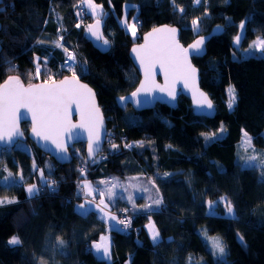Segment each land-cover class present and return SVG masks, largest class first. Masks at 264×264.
<instances>
[{
    "label": "trees",
    "instance_id": "1",
    "mask_svg": "<svg viewBox=\"0 0 264 264\" xmlns=\"http://www.w3.org/2000/svg\"><path fill=\"white\" fill-rule=\"evenodd\" d=\"M93 2L102 6L103 15L108 14L106 53L94 49L86 38L91 18L82 0H0V83L10 75L26 84L43 82L50 75L53 80L72 75L64 67L67 53L55 46L59 42L75 53L76 75L95 90L107 129L114 130L93 161L85 158L83 144L71 148L72 161L66 165L56 163L28 138L13 148H0V198L16 201L0 205V264H40L41 260L45 264H264V168L258 161L251 162L255 167L246 166L247 157L264 154V54L251 49L258 36L264 39V0H201L198 5L194 0H175V5L173 0ZM78 5L84 7L80 19L75 16ZM126 5L128 16L137 22L136 39L119 23ZM197 18L199 32L192 27ZM170 23L180 28L184 45L216 25L223 28L206 44L204 57L193 58L200 70V86L216 104L212 119L195 116L191 101L183 96L174 109L158 105L137 112L116 103L139 83L130 47L149 29ZM241 23L245 35L242 45L235 47ZM230 87L237 98L231 110ZM117 116L125 128H116ZM22 128L27 134L28 124ZM244 132L252 138L255 152L243 149ZM36 169L43 170L45 179L56 181L54 194L41 190L39 196L28 197L27 185L49 188ZM9 172L12 176L5 181ZM136 175L154 182L162 203L153 204L148 214L141 210V204H147L143 199L133 208L127 200L112 207L127 212L131 226L125 233L118 224L110 228L112 261L107 262L96 256L92 246L107 232L108 223L95 211L81 215L77 210L80 185L90 181L100 188L104 185L100 181L112 176ZM221 198L231 202L234 217L227 214ZM208 201L214 202L212 210L218 215H208ZM149 219L160 233L157 244L146 229ZM206 231L223 241L224 261H215L201 235ZM13 236L19 238V245L8 243Z\"/></svg>",
    "mask_w": 264,
    "mask_h": 264
},
{
    "label": "snow or ice",
    "instance_id": "2",
    "mask_svg": "<svg viewBox=\"0 0 264 264\" xmlns=\"http://www.w3.org/2000/svg\"><path fill=\"white\" fill-rule=\"evenodd\" d=\"M84 4L87 5L91 12L97 15V19L94 25H88V31L97 40L102 37L99 31L101 20L99 16L102 12V6L96 5L93 0H82ZM195 4H200L201 0H194ZM175 5V0H173ZM178 10L182 13L184 9L176 5ZM124 24L127 25L133 36H135L136 25L135 23L128 25L127 19L124 20ZM77 27L80 25L77 24ZM192 27L194 30L199 32V19L192 20ZM240 28H244V24L241 23ZM177 29L164 26L161 28H154L151 33L145 37V44L140 45L132 49L135 54L136 59L139 61L141 67L143 68L144 80L140 83V87L136 92L132 93V97L137 98L136 103L139 104V97L141 93L147 95L150 94L154 89H159L161 92H167L168 96L175 99V83L177 80L182 79L184 81L185 87L191 85L193 87L194 97L198 96L197 99L198 106H206L208 109L213 107L211 100L207 96L199 92V89L195 87V79L197 69L191 64L189 59L190 55H200L203 52V45L205 43V38L200 37L193 44L189 45L188 48H184L176 38ZM60 41L63 37L59 38ZM241 37L237 35L235 37V43L239 45ZM38 43H44V41H38ZM103 43L107 45L109 41L104 39ZM56 47H61L67 53V60L65 61V67L72 73L71 78L65 77L57 83L49 77V81H45L42 84H29L25 87L19 77H9L4 84L0 85V143L7 145H12L15 143L14 137H22L23 133L19 130L18 121L20 117V110H26V114H31L32 119V133L34 136L38 137L42 141H51L55 145V148L59 150L60 153H67V144L65 137L69 140L72 139L74 129H84L88 133V155L93 157L97 152L100 151V129L103 127V117L101 115L100 109L95 101V94L92 90L85 84L79 82V78L75 71V61L76 57L72 52H69L63 44L56 42ZM251 49L260 51L264 53V39H257L253 42ZM250 49V50H251ZM39 58H37L38 60ZM159 66L165 77L164 86H160L155 81V69ZM39 74V64H37V75ZM229 99L227 102L228 108L231 110L237 102L235 89L230 87L228 89ZM122 101L126 99L125 97L120 98ZM75 105L79 112L80 122L73 123L71 119L72 108ZM24 118H27L25 115ZM221 131H224L221 128ZM215 136H207V139H211ZM243 145L245 150L251 148L255 152V148L252 144V138L247 132L243 133ZM113 148L117 147L112 145ZM126 147H132V145H126ZM264 155V154H260ZM260 155H251L247 157L249 163L247 167H255L252 161H258L259 166L264 168V159L260 158ZM35 167V166H34ZM39 171L41 181L47 187H53L56 183L54 180H47L44 177L43 170L36 169ZM165 175H168L167 173ZM264 175V173H262ZM12 173L9 172L7 176L3 179L5 181L9 180ZM20 180H23V174L20 173ZM101 184H111L108 181H100ZM115 184H111L110 187L106 189L109 197L114 195L112 189ZM28 197L31 199L37 197L40 194V187L36 184L28 185L26 188ZM96 189L93 188L92 184L85 182L81 186V192L85 196V202L78 205V210L81 215H87L89 212L94 211L95 208H99L100 212H104L107 216L108 213L105 209L108 207L105 201L101 199L98 204L93 206L94 193ZM103 196L104 192H100ZM93 196V200H88L87 197ZM225 203L227 209V214L234 217V208L230 201H226L221 198ZM16 201L14 199H9L7 197L0 198V205L4 203L12 204ZM156 205L162 203V199H156L154 201ZM88 205V207H86ZM103 205V207H101ZM209 209L214 207V202L208 201ZM147 207H151L148 205ZM115 220V216L110 217ZM120 224H125L126 226L130 224V221L121 220ZM149 230L151 234V240L154 244L159 243L160 233L155 229L154 225H149ZM211 248L213 254L218 257H224L226 255L225 247L219 237H211ZM104 243L94 244L92 247L95 248L97 253L103 254V258H110V244L107 242V238L102 237ZM241 242L243 238L241 237ZM11 245H19L21 241L18 237L13 236L9 241ZM61 245L64 244L63 240H60ZM40 264H45L44 261H40Z\"/></svg>",
    "mask_w": 264,
    "mask_h": 264
},
{
    "label": "water",
    "instance_id": "3",
    "mask_svg": "<svg viewBox=\"0 0 264 264\" xmlns=\"http://www.w3.org/2000/svg\"><path fill=\"white\" fill-rule=\"evenodd\" d=\"M101 20V24H100V28L99 31L102 34V37L100 40H97L94 36L91 35V33L89 31H87L86 34V38L87 40L90 41L91 45L93 46L94 49L99 50L102 53H106L107 49L109 47V45H105L103 43L104 39H105V35H104V26H105V22L108 19V14L105 13V15H103L101 18H99ZM96 22L93 21L92 23H90L89 25H94ZM244 24V23H243ZM164 26H168V27H172L177 29V40L179 41V43L184 47V48H188L189 45L193 44L197 39H199L200 37H204L205 38V43L203 45V52L200 55H190L189 59L191 61V64L197 69L196 72V79H195V87L199 89V92L204 93L207 98L209 100H211L213 107L211 109H208L206 106H198L197 104V99H199L198 96L194 97V93H193V87L191 85V81L189 82V86L185 87L184 81L182 79L177 80L175 83V99L173 100L172 97L168 96L167 92H161L159 91V89H154L150 94H143L141 93L139 100L140 103L137 104L135 101L137 98L132 97V93L136 92V90L140 87V83L143 82L144 80V73H143V68L141 67L139 61L136 59L135 54L132 52V49L135 47H139L140 45L145 44V37L148 36L149 33L152 32V30L154 28H161ZM2 27V22H0V30ZM152 29H149L148 32H145L144 34L141 35V40L139 41V43H135L130 47V51H129V58L132 61V64L135 68V70H137L138 75H139V83L137 85V87L129 94L126 96H122L125 97L126 99H124L123 101L120 98L116 99V103L118 104V107L121 109H125L127 106H129L130 108H132L133 110L137 111V112H142L144 110H153V108H155L158 105H166L168 108L170 109H174L178 106V99L183 96L184 98H188V100L191 101L192 104V108L194 111L195 116H200V117H204V118H214L215 115L217 114V110H216V104L214 103L213 99L210 98V96L208 95L207 92H205L201 86H200V70L198 67H196V65L193 63V58L194 57H204L206 51H207V43L208 41L214 36V35H220L223 32V28L219 25L214 26V28L211 30L210 33L208 34H203V35H198L196 36L192 42L188 43L187 45H184L181 41H180V28L177 25L174 24H160L157 27H154ZM245 24H244V28L241 29L239 28L238 30V35L241 37L240 43L239 45H237L235 43L234 40V45L235 47H239L242 44L244 35H245ZM2 44H1V40H0V52L2 50ZM10 77H18L17 75H10ZM65 77L71 78V75H66ZM65 77L61 78V79H56L55 81L57 83H59L60 80L64 79ZM79 78V77H78ZM9 79L6 78L4 81H2L0 83V85L4 84L5 81H7ZM20 79V78H19ZM21 83L27 87L29 84L24 83L21 79H20ZM155 81L158 85L160 86H164L165 84V77L164 74L162 72V70L159 68V66L156 67L155 69ZM43 82H33L32 84H42ZM51 82V81H49ZM79 82L81 84H85L87 85L92 92L95 94V101L97 106L100 109L101 115L103 117V127L100 129V151L104 148L103 146L105 145V142L108 138L107 133H108V129L106 126V119L105 116L102 113V110L100 108V105L98 104V100H97V94L95 93V90L91 87V85L89 83H85L84 81H82L79 78ZM25 115H27V118H24ZM20 119L18 121V126H19V130L23 133L22 137H14V141L15 143L12 145H7L4 143H0V148H13V146L21 141L24 142L26 141V139L28 138V140H30L31 142L34 143V145L37 147L38 150L42 151L45 155L47 154L52 160H54L56 163H59L61 165H66L68 163H70L72 160V153H71V148H73L74 146L78 145V144H83L85 150H84V154H85V158L88 161H93L95 159H97V156L100 154V151L97 152L93 157H89L88 155V133L84 130V129H74V135L72 137V139H68L67 137H65L66 140V144H67V153H60L58 149L55 148V145L51 143V141H42L40 140L38 137L34 136L32 133V119H31V114L27 113L26 114V110L21 109L20 110ZM71 119L73 123H79L80 122V116H79V112L76 109L75 105H73L72 108V115H71ZM27 123L28 124V131L27 134H25L23 127V124Z\"/></svg>",
    "mask_w": 264,
    "mask_h": 264
},
{
    "label": "rangeland",
    "instance_id": "4",
    "mask_svg": "<svg viewBox=\"0 0 264 264\" xmlns=\"http://www.w3.org/2000/svg\"><path fill=\"white\" fill-rule=\"evenodd\" d=\"M82 4H84L83 2H82ZM85 5V7H86V12L88 13V15H89V18H91V21H90V23H92L93 21H95V19H97L98 17H97V15L96 14H94V13H92L91 12V9H89L88 7H87V5L86 4H84ZM128 7H129V5H126V9H125V16L123 17V19H121L120 21H119V23L121 24V26H123L124 28H125V30L127 31V32H129L130 33V35L132 36V38H134V39H136V37L138 36V29H137V22H136V19H135V17H130V16H128V14H127V9H128ZM99 11H101L102 12V15H103V8L102 9H99ZM102 15H100L99 16V18H101L102 17ZM125 19H127V22H128V25H131V24H133V23H135V25H136V32H135V36H133V34H132V31H131V29L127 26V25H125L124 24V20ZM90 23H88V25L90 24ZM88 25H86V26H88ZM87 29H88V27H87ZM196 31V30H195ZM197 32V31H196ZM257 39H263L261 36H258V38ZM256 39V40H257ZM255 40V41H256ZM243 52H244V55H248V50H242ZM255 51H257V50H255ZM257 52H260V51H257ZM73 53V52H72ZM260 53H262V52H260ZM262 54H264V53H262ZM73 55H75V53H73ZM66 60H67V57H66ZM76 61H75V65H76ZM64 67H65V63H64ZM66 68V67H65ZM76 71V70H75ZM37 74V73H36ZM77 74V73H76ZM38 75H35V77H37ZM50 76H52V75H50ZM50 76H48V77H46V79H44V81H49V77ZM78 77V76H77ZM51 79H52V77H51ZM53 80V79H52ZM33 82H31L30 84H32ZM116 128H125V125H124V123H123V121H122V119H121V117H119V116H117L116 117ZM110 134H114V130H110V132L108 131V133H107V136L108 135H110ZM108 139H110L109 138V136H108V138H107V140ZM244 139V138H243ZM106 140V141H107ZM243 146V149L245 150V147H244V145H242ZM251 148H249V149H247V150H250ZM75 152L76 153H80V150H78V148H75ZM81 165H85V164H81ZM84 166H81L80 167V170H82L83 172H84ZM41 179V178H40ZM85 182H89V183H91L92 184V186H93V188L95 189V185L92 183V182H90V181H83L82 183H81V185L80 186H82ZM108 182H111V184H115V187H113V189H112V191L114 192V190H115V192L116 193H118V192H120V194L124 197V196H126L127 197V199H129L130 197H132L133 198V196H135V195H137V196H143V197H145V200H146V202H147V204L145 205V204H141L142 205V207H141V210L142 211H147L145 214H148V211H151V209H153V207H154V205L153 204H155L154 203V201L157 199V196H158V193H157V188H155V185H154V182L151 180V179H149V178H147V176H142V175H136V176H134V177H130V178H123V179H120V178H118V177H116V176H112L109 180H108ZM111 184H105L106 186H107V188L108 187H110L111 186ZM31 185V184H30ZM28 186V185H27ZM27 186H26V188H27ZM95 186V187H94ZM80 192V195L82 194V195H84L81 191H79ZM26 193H27V191H26ZM88 198V200H93V196H89V197H87ZM132 198H130L131 200H132ZM101 199H103L104 200V196H102V197H98V195L96 194V191H95V193H94V200H93V206L95 205V204H98L99 203V201L101 200ZM144 200V199H143ZM144 200V201H145ZM105 201V200H104ZM140 201V200H139ZM85 202V197L81 200V201H77L76 202V208H77V210H78V205L79 204H82V203H84ZM149 202H152V203H149ZM105 204H107L108 205V203L105 201ZM224 204V203H223ZM148 205H151V207H147ZM131 206H132V208H133V206H134V203L133 204H131ZM86 207H88V205H86ZM101 207H103V205H101ZM138 207L139 206H135V208L136 209H138ZM134 208V209H135ZM136 209H135V211H136ZM79 211V210H78ZM95 212L96 213H98V215L102 218V219H104L107 223H109V222H112V219L110 218L111 217V215H110V212L111 213H114L115 211H113V208L111 207V206H109L108 205V207L105 209V212H108V215L107 216H105L104 215V212H100V210H99V208H95ZM217 211H215V210H208V215H218L217 213H216ZM116 213H118V212H115V214L114 215H116ZM136 213H138V212H132V214L133 215H136ZM116 217V216H115ZM231 217V216H230ZM117 218V217H116ZM117 220V219H116ZM116 223H117V221H116ZM109 224H111V223H109ZM118 224V223H117ZM112 225H113V227H114V223H112ZM111 225V226H112ZM149 225H154V227H155V223H154V221H152V219H149V222L147 223V231L149 232V234H150V230H149ZM155 229H156V227H155ZM202 235V237H203V240H205L207 243H208V245H209V247H210V250L213 252V250H212V248H211V240L209 239V238H211V237H219V236H217V235H212V236H210V235H208L207 234V231L204 233L203 232V234H201ZM106 236V235H105ZM150 236H151V234H150ZM102 237H104V236H102ZM102 237H101V239H100V241H99V243H104L105 241L104 240H102ZM104 238H106V237H104ZM160 238V237H159ZM220 238V237H219ZM221 239V238H220ZM222 241V240H221ZM222 243H223V241H222ZM94 244H97L96 242L95 243H93V245ZM224 245V244H223ZM93 250L95 251V253H96V256H98V257H100V258H102V259H104V260H106L107 262H111L112 261V255H111V253H112V248H111V246H110V258H103V254H102V252L101 253H97L96 252V250H95V248H93ZM226 256V255H225ZM225 256L224 257H218L217 255H214V258H215V261H224L226 258H225ZM126 264H129V262L127 261V263Z\"/></svg>",
    "mask_w": 264,
    "mask_h": 264
},
{
    "label": "crops",
    "instance_id": "5",
    "mask_svg": "<svg viewBox=\"0 0 264 264\" xmlns=\"http://www.w3.org/2000/svg\"><path fill=\"white\" fill-rule=\"evenodd\" d=\"M95 187V186H94ZM95 189H96V194L98 195V197L100 198V197H102L101 195H100V192H104V200L108 203V205L109 206H111V207H114L115 205H119V204H122V202H124L125 200H127V203H129V204H135V202L137 201V202H139L138 200H140L141 201V199H144L145 200V197H143V196H137V195H135V196H133V198L132 197H130V198H132V200L129 198V199H127V197L126 196H122L121 194H120V192H118V193H116L115 192V190H114V195H112L111 197H109V195H108V193H107V191H106V189H107V186L104 184V185H102V186H100V188H97V187H95ZM80 191H81V187H80ZM80 197H82V199L85 197L84 195H80ZM88 199V198H87ZM143 201V200H142ZM144 202H146V200L144 201ZM95 211V210H94ZM108 213V212H107ZM98 214V213H97ZM115 213H111L110 212V215L111 216H117V215H114ZM117 219V218H116ZM112 220V222H109V223H111V224H109L108 223V229H107V232L104 234V237H106L107 238V242L110 244V246L112 245L111 244V234H109V232H110V228H113V225H112V223H114V226H116L117 227V223H116V221L117 220ZM107 223V222H106ZM112 225V226H111ZM106 235V236H105ZM101 239V238H100ZM100 239L96 242V243H99V241H100ZM93 249V248H92ZM94 251V250H93ZM95 252V251H94Z\"/></svg>",
    "mask_w": 264,
    "mask_h": 264
},
{
    "label": "built area",
    "instance_id": "6",
    "mask_svg": "<svg viewBox=\"0 0 264 264\" xmlns=\"http://www.w3.org/2000/svg\"><path fill=\"white\" fill-rule=\"evenodd\" d=\"M76 8H77V10H76V14H75V16H76L78 19H80L79 16H80V14L83 13V11H84V7H82L81 5H78ZM65 61H66V60H65ZM122 140H126V136H122ZM41 190L44 191V192H49V193L54 194V193L56 192V187H55V186H53V187H49L47 191H46L44 188H41ZM114 213H115V212H114ZM116 215H117V217H118V222H117V223H118V226H119L120 230L123 231L124 233H125V232H128L129 229H130V226H131V222H130V224H128L127 226H126L125 224H120V223H119V221H121V220H127V221H130V217H129V215L127 214V212H120V213H118V214H116Z\"/></svg>",
    "mask_w": 264,
    "mask_h": 264
}]
</instances>
